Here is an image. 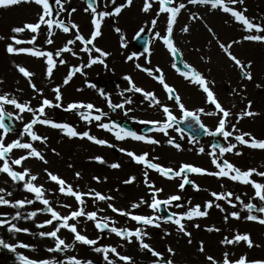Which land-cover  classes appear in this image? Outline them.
Returning <instances> with one entry per match:
<instances>
[{
	"label": "snow or ice",
	"instance_id": "snow-or-ice-1",
	"mask_svg": "<svg viewBox=\"0 0 264 264\" xmlns=\"http://www.w3.org/2000/svg\"><path fill=\"white\" fill-rule=\"evenodd\" d=\"M71 0H0V9H11L21 5H34L38 9L36 13V21L34 23H23L20 26H14L10 29L8 36L0 35V42L7 41L4 51L9 57L27 56L42 61L43 76L48 82L53 81L54 73L59 67L67 66L68 70L63 76L59 85L51 88L53 93L52 99L44 95V90L34 82L37 73L30 70L28 67L15 63L13 66L15 71L25 80L28 87L31 89L32 99H38L37 106H33L31 100L21 102L11 92L0 94V175H4L12 182L13 185L22 183L24 192L32 195V199H20L12 201L6 197H11L12 192L4 187H0V207L12 209H25L28 206L39 203L43 207L35 209L27 214L21 211H16L10 218L7 214H0V228H6L10 234L25 233L31 235L27 228L18 227L13 221L21 219L35 220L38 215H48L50 218L41 224L39 228L54 226L53 230L40 232L41 238H50L54 241L55 246L47 248L50 253H62L69 250H74L75 245L81 244L89 246L92 251L102 256L104 264H136L134 258L130 255H123L118 248H123L125 245H136L138 250L150 257V264H178L176 260L177 252L171 246H166L163 251H158L152 244L146 242L152 239L148 229H159L163 237L172 235V232L164 228L165 225H172L178 235L187 238V243H193L192 232L188 231L186 222L199 221L209 216L210 210L218 209L223 214V224L229 225L230 221H240L241 219L258 224L264 227V182H259L253 177H260L264 180V171H259L255 168L244 170L228 159L226 155L233 154L242 156L239 147L243 146L253 150L264 151V139H258L251 132H242L237 129V125L246 118L251 119L260 116V112L253 111V102L248 100L244 94L247 91V85L243 87L233 88L231 95L239 97L240 101H247L238 112H234L236 104L232 103L225 107L217 94L213 91L215 81H210L202 72L198 71L194 66L187 62H183V53L176 46L174 37V28L178 18L183 12L189 14L191 22H202L208 33L216 40L219 49L226 55L231 62L232 68L239 73L240 83L244 81L253 82V62L250 60H241L233 54L231 49L233 46L243 45L245 42H251L259 45H264V21L255 18H249L246 13L248 9L244 7L245 0H143L140 11L144 14L154 12V18L150 19L147 24L140 27L135 33L133 39L139 41L146 29L150 25L154 35L153 40L159 41L169 56L172 58V68L190 85L195 86L203 93L205 103L212 106L211 111H206L205 108L189 109L182 102V98L174 86L166 82L165 75L159 67L149 68L142 66L138 61L144 57L147 64L151 63L152 51L150 47H144L142 51L128 54L125 63L134 62L137 70L146 73L152 80L158 82L167 99L174 102V106L181 114L178 117L172 107L163 104L161 100L152 91L145 90L137 86L130 75H124L122 79L127 82V87L119 89L117 95L121 97L119 102H114L112 93L106 92L99 88L96 83L87 79L88 69H93L94 66H101L106 71H111L114 74V69L109 68L108 58L112 55L111 52L98 47L97 41L102 38L103 26L108 19H117L121 17L126 9H131L134 6V0H87L84 12L89 16L91 25L90 32L85 36L79 24L71 20L74 13L77 12L75 7L69 8ZM239 5V7H237ZM155 6V9H154ZM204 8L206 12L215 14L216 12L224 14L229 19L225 23H235L241 26L244 33L241 39L232 40L225 45L219 41L213 28L210 27L205 17L198 11H193V8ZM165 17V28L163 34L160 31H155L157 22L161 16ZM64 17V18H62ZM114 32L120 37V48L126 50L129 47V42L126 33L120 27H114ZM190 31L189 25L181 28V32L188 34ZM62 34L68 39L58 47L46 49L43 46H52L55 44L53 39L57 35ZM23 34H30L29 38H23ZM43 34L44 39L40 41ZM123 55V53H121ZM86 57V59H85ZM70 59L80 61L79 64H71ZM203 59V57L201 58ZM182 64V67L180 66ZM77 76L83 77L85 86L92 89L105 102L106 107L110 112L121 110L123 115L128 117L129 113L134 109L128 107L134 103L133 95L140 94L143 101L148 103L149 108H158L162 114L161 120H140L135 117L130 119L137 124L146 125L149 131L163 134L167 137V144L175 148L177 151H183L182 145L177 141V138L170 136V130L178 133L180 139L185 137V129L182 124H188L189 127L196 131H203L208 137H220L223 143H212L211 150L207 151L204 146L196 149L197 154H207L210 157L211 164L214 170L198 167L192 164H181L178 168L164 166L157 161L158 156L151 158L148 152L137 154L134 151H129L120 148L119 151L128 156L130 160L142 168L143 184L145 185L149 199L141 197L136 202L129 205L127 209L119 208L115 204L116 197L111 194L102 193L95 188H88L86 191L80 190L78 186L69 183L58 174L45 169V174L48 182L56 185L54 191L46 189L43 185H37L36 181L39 176L32 173L29 168H24V162L28 160H37L45 165L49 163L44 153L38 150L34 145L38 142L47 146L48 137L42 136L36 130L37 126H43L57 130L61 135L68 139L87 140L90 143L100 146L113 148L115 145L107 140L98 138L93 135L90 128L93 124L105 132L114 136L117 141L132 140L141 142L146 145L159 146L161 141L147 134H138L134 130L122 126L110 117V112H105L103 108L98 107L95 103L85 101H73L64 104V95L62 89L70 85ZM5 81L0 79V85ZM257 89L264 90V84L256 83ZM78 92H83V88H77ZM16 91H20L17 89ZM132 94V95H129ZM6 106H11L15 110L8 112ZM58 109L66 113L75 114L80 121L89 127L87 131H77V128L68 122H58L49 118L48 111ZM29 114L30 119L24 122V115ZM9 117L13 120H18L24 124L22 130L16 139L6 142L9 133L14 129L10 128L5 122V118ZM216 117L217 122L214 130L207 127L201 117ZM107 120V122H105ZM198 126V127H197ZM27 137V140H25ZM194 137H189V143L194 144ZM22 151L24 154L13 158L14 151ZM191 150V149H190ZM53 154L59 155L55 149H52ZM97 163L103 165L106 161L101 156L92 157ZM113 170L121 169L122 165L119 162H113L107 165ZM71 167V165H69ZM19 168L20 170H16ZM150 172H155L161 178L167 181H179L177 192L183 193L186 188H191L193 191H208L202 189L194 180L190 179L191 174L201 177H212L216 180H228L234 184L249 186L253 190V195L249 202H246L242 196H247V193L240 195L230 190L224 191H209L212 199L205 201L204 205H192L191 200L182 203L184 197L180 194H169L166 198H161L164 193L163 187H158L154 181L150 180ZM77 180L82 179L80 172H75ZM136 176L132 175L123 180L125 185H133L136 183ZM92 180L96 184L106 183L107 178L101 179L99 176H93ZM7 183V180L5 181ZM224 187L223 184L220 185ZM115 191H119L116 189ZM49 195H58L65 198H71L76 204L73 209L71 204L57 203V207L68 209V214L62 215L61 212L53 207V202L48 199ZM93 204H104V208H96L95 210H87L88 202ZM251 201H258L259 205ZM223 202V203H221ZM227 206V208L225 207ZM142 207H147L151 214H137L136 210ZM172 208H183V212L171 211ZM239 208V210H235ZM227 209H232L228 211ZM110 211L119 217H124L127 221L134 222L136 227H118V221L110 216L102 215V213ZM246 213L242 217L241 213ZM91 222L94 228L101 235L97 239H91L83 235L78 230V224L81 221ZM195 229H200L199 223H193ZM61 230H65L73 236V243H66L59 235ZM208 233H221L222 228L210 226L203 229ZM114 234L123 241L118 246L104 245L100 246V240L103 239L104 233ZM219 244L225 249L220 257L211 254L206 248L203 240L198 241L197 252L203 256L204 264H264V259L249 260L247 255H241L236 259H232L233 253L231 246L243 244L248 249L259 248L260 244L253 241L251 233H233L231 236L225 235L219 241ZM0 248L7 249L10 252L16 253L17 248L35 249L23 242L11 244L0 238ZM19 264H93L91 260L78 259L75 256L69 257L66 261H58L56 259H31L22 254H17Z\"/></svg>",
	"mask_w": 264,
	"mask_h": 264
},
{
	"label": "rangeland",
	"instance_id": "rangeland-1",
	"mask_svg": "<svg viewBox=\"0 0 264 264\" xmlns=\"http://www.w3.org/2000/svg\"><path fill=\"white\" fill-rule=\"evenodd\" d=\"M143 1V0H139ZM118 3L121 2V0L117 1ZM24 6H31L30 9H22L16 13V9H20V7ZM69 8L75 7L77 9V12L74 13L71 17V20L76 22L77 24L80 25L82 33L87 36L90 32L91 25L89 23V16L84 12V8L86 7V3L83 0H71V3L68 5ZM239 7V5L237 6ZM244 7L248 9V12H251L250 8V2L245 1ZM155 9V6H154ZM194 10H201V9H194ZM38 9L34 5H22V6H17L11 9H0V35H4L3 33H6L5 30L10 34V29L14 26H20L23 23H34L36 21V13ZM204 11V10H202ZM202 11H199L201 13ZM154 13V12H153ZM152 13V18H154V14ZM11 14V16H8ZM81 15V16H80ZM210 13H208L207 17H205V20L210 27L213 28L214 32L216 33V36L219 38V41L227 45L230 43L232 40H239L242 38L244 33L241 30V26L237 24V26L234 23H225V20L227 19H222V13L216 12L213 14L214 16H218V18L222 21H220V25L216 23L217 19L210 20ZM123 16V13L121 17ZM121 17H119L121 19ZM212 17V16H211ZM64 18V17H62ZM119 23H113L112 25L114 27H120L124 33L127 34V32L131 31V40H133V47H131V44L129 43V47L126 50H123L120 48L119 41L120 37L117 33L114 32L115 35V41L112 40V37L109 41L110 47L106 45V50L111 52L113 50L114 52L116 51V56H118L121 61L116 65V63L111 61L112 57L110 56L108 58V64L109 68L114 69V74L111 71H106V76L107 79L104 82H101L97 79V76L102 73H96L99 72L100 69L102 68L101 66L97 65L94 66L93 69H88V77L87 79L91 82H95L99 88L104 89L108 93H112V99L113 96L114 102H119L121 100V97H119L116 93L119 89H124L126 88L127 82L122 79L124 75H130L133 79V81L137 84V86H140L144 88L145 90L152 91L154 93H161L162 97V103L171 105L173 106V112L180 117V113L178 109L174 106V102L170 101L166 98L162 86L152 80L150 77L146 75V73L141 72L137 69L129 66L128 63H125L124 57H126V52L127 50H131L132 52H137L139 51V48L134 46V35L135 33L139 30L140 26L133 27L132 30L129 29L128 27H125L124 24H122L121 20ZM165 18V17H164ZM264 21V18L259 17V19ZM160 22V18L158 20ZM158 22V23H159ZM198 22V21H197ZM112 23V22H111ZM191 22L189 20V14L187 12H183L180 17L178 18L177 24L175 25L174 28V37H175V42L176 46L181 50L183 53V61L191 64L192 66H195L198 68V71L202 72L210 81L214 80L215 81V89L214 92L216 93L217 91V96L220 99L221 103L225 106L228 107L230 104L235 103L236 104V110H240L243 103L237 98L233 97L231 95V88L236 86L238 87V83L235 79H238L240 81V77L237 76V74H228V70L224 68V66L221 65L216 68L214 64L216 61L219 63L220 60H224L225 63H227V67H231V62L227 59L226 55L219 49L218 44L216 40L212 38V36L208 33L206 29L203 28L204 32L207 34L208 37L210 38H203L199 36V42L196 41L194 38H192L191 31ZM189 25L190 31L188 34H184L181 32V28L185 25ZM201 24V23H200ZM110 23L109 21H105L104 26H103V37L98 39L97 41V46L105 49L104 42L105 38L108 37V30ZM202 25V24H201ZM128 26V25H127ZM142 27V26H141ZM157 28V27H156ZM165 28V22L163 23V26H161L159 29L157 28L156 31H160L161 34H163ZM114 29V28H113ZM114 31V30H113ZM147 32L150 33L151 30L150 25L146 29ZM130 33V32H129ZM200 35V34H199ZM5 36V35H4ZM151 33H150V39H151V51L153 50L154 47V41L152 39ZM185 36V37H183ZM30 34H23V38H29ZM192 38V39H191ZM44 39L43 34L40 37V40H38L39 45L40 41ZM54 40L61 39V43L57 44L55 41V44L52 46H43L46 49L52 48L54 46H61L66 39H68L67 36H64L62 34H59L53 38ZM130 40V41H131ZM104 46L102 47L101 44ZM252 46L255 43L248 42ZM4 42H0V54L2 56H6L4 53L3 48ZM158 47L160 48L162 45L159 41H157ZM247 42H245V45ZM245 45H238V46H233L232 49H236L235 47H238L237 49L241 50L240 48H245ZM256 48H258L257 54L260 56L261 60L263 61L264 64V45H255ZM136 47V48H135ZM210 48V49H209ZM138 49V50H137ZM4 51V52H3ZM141 51V50H140ZM161 54H167L165 58L163 59L164 62H160L159 64H147L145 62L144 57H141L139 60V63L144 66V67H149L152 68L154 65H159L156 67H159L166 78V82L170 83L172 86L176 88V90L179 92L182 102L186 105L188 108L195 109L196 105L202 104L203 108L205 109H212L211 105H208L205 103L204 95L202 92H200L195 86L190 85L188 82H186L176 71L175 69L172 68V63L173 60L169 56V54L166 52V50H161ZM211 51V52H210ZM123 53V55L121 54ZM248 53V52H246ZM234 55H236L238 58L242 60L244 59L245 56L241 52H238L237 50H234L233 52ZM155 53L152 51V56L151 60L154 57ZM203 57V59H201ZM31 58V57H28ZM35 59V58H33ZM86 59V57H85ZM113 60V59H112ZM250 61L253 62V72L257 74L258 70L256 67L255 62L257 59H249ZM4 62L10 65L9 71L11 73V76L7 75L0 69V79H3L5 83L3 85H0V94L4 92H11L13 95L16 96L17 99H19L21 102H27L31 100L32 105L35 107L37 106L38 99H32V96L34 95L31 91V89L28 87L27 83L25 80L15 71V68L13 66V61L18 64H22L26 67H28L30 70L35 71L37 70V75L34 78V82L38 85V87L43 88L44 90V95L48 97L49 99H52L53 93L51 92V88L55 87L56 85H59L62 81L63 76L66 74L68 68L67 66L59 67L57 71L54 73V78L53 81L48 82L44 79L43 76V63L42 61L39 62V65H36L32 59H27L23 61V59L17 58V59H4ZM39 61V60H38ZM71 64H79L80 61L76 59H71L70 61ZM67 68V70H66ZM218 69V71H215ZM40 70L41 72H38ZM97 79V80H96ZM228 81L226 84L223 83V81ZM245 82V81H244ZM119 86V89L118 87ZM77 88H83V92H78L76 89ZM17 89H20V91H16ZM228 89V91H227ZM195 90H198V94L201 95V100L198 98H193L190 99L192 95H195ZM63 95H64V104L67 105L70 102L73 101H85V102H92L95 103L98 107H101L104 109L105 112H110V110L106 107L105 102L96 94V92L92 89H89L85 86V80L83 77L77 76L74 78L73 82L68 85L67 87L62 89ZM224 93V95L220 98L219 96L221 93ZM219 94V95H218ZM132 95V94H129ZM133 100L134 103L132 104L133 106H136L134 109V115H129L128 117L123 115V112L121 110H117L116 112H110V117L112 120L122 124V122H127L131 123L135 127V131L138 134H142L143 132L141 131V127L137 123H134L130 117H135L137 119L141 118H146V119H158L161 120L163 117L161 116H156L154 113L150 114V112L145 108V105L148 103L146 101H143L142 97L140 94H135L133 95ZM190 99V100H189ZM193 100V101H192ZM197 101H200L197 103ZM264 103V99L262 101ZM131 105V106H132ZM208 108H207V106ZM209 106L211 108H209ZM130 107V106H128ZM151 109V108H150ZM6 110L8 112H13L15 114V110L11 106H6ZM48 111V116L49 118H52L58 122H68L70 124H73L76 128L77 131H87L89 130V127L85 125L82 121L79 120V118L72 113H66L63 112V114H58L57 109H52V110H47ZM30 119L29 114L24 115V122H27ZM6 124L10 128H13L14 130L9 133L8 140L6 142H10L13 139H16L19 135L20 130H22L24 124L18 120H13L12 118H9L6 116L5 118ZM107 122V120L105 121ZM217 122V118H215L214 124ZM256 123V122H254ZM213 129V127L211 128ZM36 130L38 133L42 136H47L48 137V144L47 146L36 143L34 146L40 150L42 153H44L46 159L49 161L47 165L37 161V160H28L24 162L23 167L24 168H29L32 170L33 174H36L39 176V179L36 181L37 185H43L46 189L54 191L56 188V185L48 182V178L45 174V169L48 171H51L55 174H58L60 177L68 181L69 183L73 184L74 186H78L80 190L86 191L88 188H95L97 191H100L102 193L106 194H111L116 197L115 204L119 208H125L127 209L129 205L133 202H136L139 200L141 197L144 199H149V196L147 195V189L145 185L143 184V175H142V168L141 166H138L134 164L130 158L123 153L119 151L120 148H124L129 151H134L137 154L143 153V152H148L150 154V157L153 156H158L160 159L157 161L158 163L167 166V167H172V168H177L179 167L182 163H190L192 165L197 164V165H204L203 160L204 157L207 154L204 155H199L194 156L195 158H192L191 155H174V156H169L165 153L162 154L161 151H159V147L157 146H152V145H144L143 143L140 142V144H143L142 146L136 147L133 149L134 144L133 142L137 141H132V140H125V141H117L115 140L114 136H112L110 133L105 132L103 130L98 129L95 124H93L90 128V131L93 135L97 136L98 138H102L107 140L109 143L115 145L113 148H108V147H100L97 145H94L90 143L87 140H80V139H68L67 137L61 135L57 130L51 129V128H46L43 126H37ZM173 131L170 130V133ZM255 137L258 139H264V125H262V128L258 126L254 131ZM144 134V133H143ZM178 133L175 132L173 135L174 137L179 140V135ZM147 135L153 136V133H149ZM188 138V137H185ZM189 139V138H188ZM25 140H27V137H25ZM197 140V143H199L200 146H204L206 151L207 147L205 145L204 140ZM139 143V142H138ZM182 143L181 145H183ZM197 147V149L199 148ZM173 151H177L175 148L168 147ZM52 149H55L56 152L59 153V155H55L52 152ZM24 153L22 151H14L13 152V158L18 157L20 155H23ZM177 154V152H176ZM95 156H101L105 159L106 164H99L95 160L92 159V157ZM210 158V157H209ZM252 162L251 164H254L257 160V155L252 156ZM242 160V159H241ZM113 162H119L122 167L119 170H113L109 168L107 165ZM242 168L244 169L246 166V163L241 162ZM71 165V167H69ZM213 167V166H212ZM254 168V166H253ZM16 170H20L17 168ZM214 170V168H213ZM80 172L82 179L77 180L75 178V172ZM136 176V183L133 185H125L123 184V180L128 178L129 176ZM93 176H99L101 179L107 178L106 183H101V184H96L93 180ZM190 179L194 180L196 184H198L202 189H203V184H205V177L197 176L193 178V175L190 177ZM7 180V183L5 181ZM150 180L154 181L158 187H163L165 189L164 193L161 194V198H166L169 194H180L184 197V200L182 203H186V201L191 200L192 205H201L203 206L205 201L208 200L206 197L205 193L202 191L196 192L193 191L190 187L186 188V190L183 193H178L177 192V185L178 183H173L170 181H167L163 178H161L158 174L153 172V174L150 172ZM214 180V179H213ZM215 181V180H214ZM213 181V182H214ZM0 187L6 188L8 191H11L13 194L11 197H6L7 199H10L12 201L15 200H20V199H32V195L29 193H26L22 189V183L19 185H13L10 180L4 175H0ZM218 189V187H216ZM116 189H119V191H115ZM53 202V207H56V210L61 212L62 215L68 214V209L65 208H59L57 207V203H67L71 204L72 208H76V204L74 200L71 198H65L63 196H58V195H49L47 197ZM210 200V199H209ZM258 203L259 202L255 201ZM222 203V202H221ZM43 207L39 203H36L34 205L28 206L25 209H12V208H6V207H0V214H7L8 217L10 218L12 215L15 214L16 211H21L24 214H27L28 212H31L35 209ZM106 205L104 204H93L92 201L88 202L87 205V210L92 211L95 210L96 208H104ZM227 208V206L225 205ZM228 211L232 209H227ZM171 211L175 212H183L185 209L180 208H172ZM137 214H142V215H150L151 212L147 207H142L140 209L136 210ZM102 215L110 216L118 221L117 226L118 227H129V228H135L136 225L134 222L127 221L124 217H119L116 216L115 214L111 213L110 211H106L102 213ZM212 215H214V212H209V216L205 219L199 220L202 223H211V226H216L220 227L218 225V218H213ZM220 217L223 218V214L219 213ZM242 217L246 215V213H241ZM50 217L48 215H38L35 220H26V219H21L19 221H13V223L17 224L18 227L21 228H27L31 232V235L25 234V233H18V234H10L6 228H0V238H3L6 242L11 243V244H16L18 242H23L31 245L35 250H29V249H22V248H17V252L13 253L8 251L7 249L0 248V264H19V261L17 259V254H22L24 256H27L31 259L35 260H41V259H56L58 261H66L69 257L75 256L78 259H83V260H91L93 264H104V261L102 259V256L98 253H95L92 251V249L89 246L81 245V244H76L74 250H69L67 252H62V253H50L46 251L47 248L54 247L55 243L52 239L50 238H41L39 236L40 232H47L53 230L54 226H49L46 228H39L37 227L38 224L43 223ZM214 222H213V221ZM193 222H186L188 231L192 232V237H193V243L189 245L187 243V238L182 237V235H178L175 231L174 226L172 225H165L164 228L167 229L168 231L176 234V236H168V237H163L162 232L159 229H153L149 228L148 231L152 236V239L149 241H146L150 244H152L158 251H163L166 246H171L173 247L176 252V260L178 264H204V259L201 254L197 252V247H198V241L203 240L205 242L206 248L208 251L215 255L216 257H220V252L222 250L220 249L219 251L215 248V245L218 246L219 241L223 238V236L227 235L228 233H235L239 231L240 233H251L252 239L255 243L260 244L261 247L259 248H252L248 249L245 245L241 244L242 246H245L246 248L240 251H234L232 259H236L241 255H247L249 257V260L252 259H264V227L252 223V222H247L243 219L240 221H230L229 225L225 226L222 224V229L225 230V232L222 230L221 233H203L201 234H193V230H196L192 225ZM223 223V222H222ZM242 224V225H241ZM78 230L81 231L83 235L88 236L91 239H97L101 234L97 232V230L94 228L93 224L91 222L87 221H81L78 225ZM60 237L66 241V243H73V236L72 234L68 233L65 230H61L59 233ZM178 235V236H177ZM123 243V241H120L118 237H116L114 234L111 233H104L103 234V239L100 240V246L104 245H111V246H118L119 244ZM157 243H161L162 245H157ZM162 247V248H161ZM118 250L121 252L123 255H130L134 258L136 261V264H150V257L145 255L144 253L140 252L137 248L136 245H125L123 248H118Z\"/></svg>",
	"mask_w": 264,
	"mask_h": 264
},
{
	"label": "bare ground",
	"instance_id": "bare-ground-1",
	"mask_svg": "<svg viewBox=\"0 0 264 264\" xmlns=\"http://www.w3.org/2000/svg\"><path fill=\"white\" fill-rule=\"evenodd\" d=\"M117 1H119V0H117ZM246 1L247 2H250L251 12H248V14H246L249 18H255V19H259V17L264 18V0H246ZM142 2L143 1L134 0V6L131 9H126L125 12L123 13V16L121 17V19L119 18V20H121L122 24H124V26L126 25L125 27H128L129 29L132 30L133 27H137V26H140L141 27V26H144L145 24L148 23V21H150V19H152V13L144 14V13H142L140 11V7H141ZM30 8H31V6H29V7L28 6L27 7L26 6L20 7V9H16L14 13H16V12L22 10V9L26 10V9H30ZM194 9H201V10H194ZM202 10H204V11H202ZM193 11H198V12L199 11H202L200 14L202 16H204V17H207V15H208V12H206L205 9L202 8V7L201 8H193ZM209 16H210V18H209L210 20H213L214 18L217 19L216 20V23L220 25V21H222V20H220L218 18V16H214L213 14H210ZM223 18L224 19H226V18L229 19L224 14L222 15V19ZM107 21H109V23H110V25L108 26L109 27L108 34H107L108 37H104L105 38V41L102 42V43H104L105 50H106V45H108V47H110L109 41H110L111 37H112V40L115 41V35H114V31H113L114 26L112 24L114 22L115 23H119V21L117 19H115V20L108 19ZM158 22H157V26L156 27L159 29L161 26H163V23L165 22V18H164L163 15L160 17V22L159 23ZM207 24H209V23H207ZM235 25L237 26V24H235ZM202 26H203L204 29H206L204 27V24L202 22H199L198 21V22L191 23L192 31H191V35L190 36L192 38H194L198 42H199V36H200L199 34H201L202 35L201 37H203V38H210L204 32ZM157 28L155 29V31L157 30ZM5 32H7V31L5 30ZM129 32H127V34H128L127 35L128 42L131 44V47H133V40H131V38H132L131 37L132 32L131 31H129ZM150 33H151V35H154V32L150 31ZM183 37H185V36H183ZM55 41H56L57 44H60L61 43V39H58V40H55ZM3 42H4L3 47H5V44L7 43V41H3ZM38 45H39V43H38ZM243 45H245V43ZM249 45L250 44L247 42V44L245 45L246 46L245 48H240L241 50H239V49H237L238 47H235L236 49H231V51L234 52V50H237L240 53L242 52L244 54V56H245V58L244 59L242 58V60H249V59L253 58V59H257L256 61H258V62H255L258 72H257V74H255L253 72L254 73V81L253 82H243V84H241L238 79H235L237 81L239 87H243L244 85H247V91L244 94L247 96L248 100H251L253 102V109L252 110L253 111L260 112V116L255 117V118H251V119L246 118L245 120L241 121L238 124L240 127H246V128H250L252 130L253 127H255V129H256L257 123H258V126L261 127V128H262V125H264V103H262V101L264 99V90L257 89L255 87V84L256 83H262V84H264V64H263V61L260 59L261 57L258 56V54H257L258 48H256V46H255L256 44H254L252 46H249ZM101 46L104 47L102 44H101ZM160 46L161 47L159 48L158 47V44H157V41L155 40L154 41V47H153V50H152L153 53H155V55H154V57L151 60V63H153V64H159L160 65V62H164L163 59L165 58V56H167V54H165V53L164 54H161L160 53L161 52L160 49L161 50H164V47L162 45H160ZM55 47H58V46L56 45V46H54L52 48H55ZM110 51H112L111 57L113 59V60L112 59H110V60L112 62L114 61L116 63V65H117L121 61V59L118 56L115 55L116 54V51L114 52L111 49H110ZM246 52H248V53H246ZM131 53H133L131 50H127L126 56L128 54H131ZM20 57H21V59H23V61H25L27 59H32L36 65H39V62L40 61H38L36 59H33V58H28L27 56L15 57V59L20 58ZM6 58L9 59L10 57L7 56V55L6 56H2V54H0V69L2 71H4L5 74L11 76V73L9 71L10 65L3 61ZM262 58H264V57H262ZM70 61H71V59H70ZM128 64L131 65V66H129L130 69H131V67L133 68L134 62H128ZM159 65H154L152 68H155L156 66H159ZM221 65L224 66V68H226L229 71L228 74H231V75L232 74H237V76H239L238 71L234 70L233 68H231L229 66L227 67L228 64L225 63L224 60H220L219 63L216 61V63L214 64V66L216 68L218 66L220 68ZM134 68H135V66H134ZM66 70H67V68H66ZM253 70H255V69H253ZM215 71H218V69H216ZM35 72H37V70H35ZM38 72H41V71L38 70ZM101 72L103 73V70H101ZM228 81L225 80V81H223V83L226 84ZM233 88H237V87L234 86V87L231 88V90ZM223 95H224V93L222 92L221 93V96H223ZM237 98L239 99V97H237ZM241 103L246 104L247 101H243ZM244 104L242 105L241 108H243ZM130 108L134 109L135 107L134 106H131ZM145 108L148 111L149 110H152L151 113H154L156 116H159V118L162 116V114H161V112H160V110L158 108H156V109L151 108L150 109L147 104L145 105ZM58 114H60V115L63 114V111L58 110ZM129 115H134V110L132 112H130ZM203 117H204V120H206L208 122H210L213 119H215V117H208V116H203ZM254 122H256V123H254ZM169 135L172 136L171 133H169ZM153 137L161 141V144L159 146H157V147H159V149H160L159 151H161L162 154L165 153V154H167L169 156H174V155H181L182 156V155H188V154L192 153V145L188 144V141L186 139H184V142H183L184 144L182 145V147L184 149L183 151H173L170 148H168L169 147V145L167 144V139L168 138L165 137L163 134L157 133V132H153ZM133 144H134L133 149H135V146L136 147H139V146H142L143 145V144H140V142L139 143L138 142H136V143L133 142ZM144 145H146V144H144ZM176 152H177V154H176ZM262 152H264V151H262ZM211 181H212V179L205 178V184H203V189H207V190L210 189L213 186V184L211 183ZM202 192L204 193L205 191H202ZM242 193H245V191H242L238 195H240ZM242 198L245 199V200L247 199L245 196H242ZM246 202H249V201H246ZM237 209L239 210V208H237ZM211 212H214V215H212V217L215 218V219L218 218L217 219L218 225H220L221 228H222L223 218L220 217L219 210L213 208L211 210ZM194 222L195 223H199L201 225V228L200 229L193 230V234H201L202 235L203 233H207L203 229H205L206 227H210L211 226V223H205L204 224V223H202L200 221H194ZM223 231L225 232L224 229H223ZM232 234L233 233H230V234H227V235L231 236ZM173 235L176 236V234L172 233L171 237ZM151 236H154V235H151ZM263 237H264V235H263ZM157 245H162V244L161 243H157ZM243 247L244 246H242L241 244L240 245H236L235 247L234 246H231V250H236L237 249V251H239L238 249H242ZM214 249H217L218 251L221 249L222 252L225 250L221 245H218V246L215 245V248ZM222 252H220V254Z\"/></svg>",
	"mask_w": 264,
	"mask_h": 264
}]
</instances>
